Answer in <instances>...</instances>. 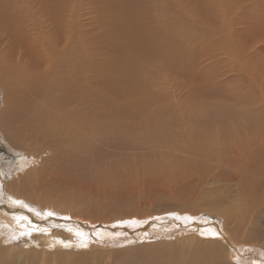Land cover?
I'll return each instance as SVG.
<instances>
[{
  "label": "bare ground",
  "instance_id": "bare-ground-1",
  "mask_svg": "<svg viewBox=\"0 0 264 264\" xmlns=\"http://www.w3.org/2000/svg\"><path fill=\"white\" fill-rule=\"evenodd\" d=\"M35 2L39 4L42 11H45L46 7V12L52 16L57 18L70 16L71 19L66 20L69 21V24L66 23L68 27L66 34L63 33L64 29L60 25L59 37L62 40L50 46L54 49L45 47V53H43V49L26 45L24 52L21 49L23 54H20L22 58L26 57L24 62L1 63L0 61L2 95L0 137L18 156L16 161H4L0 165V190L6 172L10 178L6 183V193L0 191V246L3 243L25 246L28 253H25L23 264L42 262L43 259L40 256H44L45 249H53L54 253L64 252L67 249H81L82 251L88 249V252H82L80 255L96 256L101 252L98 250L101 244L107 245L108 242L111 243V240H116L111 239L110 236L118 235L119 233L114 232L120 228L121 234L125 232L135 236L120 238L123 241L115 243V246L128 245L133 241L151 242L148 246L143 243L120 249V253L127 252L125 255L127 260L120 264H143L141 262L143 257L147 264H173L174 261H177V264H187L192 261L208 264H264V234L260 235L261 230H256L254 227L259 225H253L254 220H264V115L255 113L253 116L250 109L234 110L223 107L210 114L209 118L204 117L195 124L198 137L202 134L203 126L207 127V132L204 138L199 140L198 145L201 147L200 150L205 151L204 157H208L211 163L181 158L159 159L161 163L157 166L164 167L165 164L175 166L176 169L181 168L178 172L181 176L189 174L192 178L201 177L203 183L210 182L211 186L207 192L202 190V194L201 192L199 194L202 196L201 201L213 195L211 196L213 202L208 205L197 206L194 202L191 207L189 201H186V207L175 209L169 206L168 209L155 215L153 212H147L153 215L149 217L146 215L147 217L143 219L133 216L145 215L142 211L138 213L132 210L110 222L98 217L99 219L93 220L99 222L96 224L84 221L81 214L76 213L71 216L64 210V204L62 206L50 205L42 199L41 202L32 201L34 197H31L28 192L31 190L41 192L43 186L39 181L43 178L52 183L60 182L61 184H64V180L89 183L88 168L92 163L91 158L95 164H101L104 181L112 183L121 181L124 185L122 180L126 173L115 171L116 166L105 163V160L102 162L103 154L97 148L96 142L108 137H110L108 142H111L113 146L117 144L122 146L129 142L134 136L128 134L125 116L127 94L130 92L129 83L132 81L137 84L144 83L142 75L145 71L141 70V66L150 60L154 53L161 55L177 53L179 50L177 42L169 46L165 38L150 34L155 29L146 26L135 28L137 24L135 23L132 34L124 37L125 43L130 42L132 52L124 51L125 54L118 64L96 62L92 60L94 58L90 54L85 57L86 54L83 55L78 47L69 46L72 40L69 31L74 28L72 25L74 16L67 12L70 11V6L73 8L74 4L78 3L73 0H49L45 5L44 0L41 3L39 0H0V28L8 31L24 28L34 32L41 31L36 20L30 24L31 27L25 26L29 17L25 12H21L23 7H29ZM117 3L116 0L111 1L110 7L114 8ZM200 10L203 15L207 16L200 19L205 25L204 21L210 17L203 8ZM258 16L254 14V19ZM258 22L264 24V17L259 18ZM2 26H6L7 29ZM156 32L159 31L156 30ZM204 33L207 34L206 31ZM73 36L72 38L75 39ZM212 36L216 44L224 41L220 31L213 32ZM156 39L158 42L153 47L151 41L154 42ZM137 40L151 47L138 48L132 45V41ZM75 41H78V38ZM61 42L65 45L60 44L59 46L58 43ZM218 46L219 49H225L227 45L221 43ZM185 58V63L180 65V68L184 66L183 70L190 63L187 54ZM152 65L164 70L162 64ZM191 65L195 68L196 61ZM40 68L42 69L39 70ZM233 90L238 92L237 88ZM246 116H249L248 120ZM152 117L154 119L150 118L149 121L139 118L138 125L142 127L139 131L141 137H145L148 129L168 127L167 120L157 119L156 114ZM244 121L246 124L241 123ZM39 135H46L50 140L51 157L48 159L49 163H43V166L48 167L44 171L45 176L39 169L42 165L35 164L38 155L35 156L22 143L23 139L34 140ZM185 142L181 141L179 145ZM229 152L234 153L236 159L233 160ZM26 156H31L33 159H25ZM196 156L203 158L201 153H196ZM151 162H143V170L152 171L155 163ZM222 179L232 183L233 195L227 196L221 188L216 186L222 182L220 181ZM69 185L73 183L69 182ZM80 187L85 186L81 184ZM125 187L127 186L111 185L103 190L104 193L111 189L114 193L121 190L118 193L121 194ZM76 194L80 196L76 197L77 204L86 205L82 197L83 191L78 190ZM48 195L47 192L46 196ZM16 201L23 203L17 204ZM24 204L28 207H24ZM172 219L185 224L184 228L188 225L197 228L189 233H175L174 230L171 233L166 232L164 228L162 231V227ZM104 221L108 223H102ZM157 226L159 227L157 231L151 229ZM245 226L247 229L242 243L247 240L255 242L241 248L242 244L239 243L238 236ZM198 227L201 228L198 230ZM171 235L175 239L163 249L161 240ZM20 237L23 239H19ZM182 240L186 243L179 250H174L172 246ZM152 241L157 242L152 243ZM191 243L192 245L202 243V245L192 248ZM218 249L217 253H210ZM133 251L138 255L133 257ZM109 252L114 253V251ZM5 253L8 252H5L4 248L3 251L0 250V264H2ZM17 254L24 255L20 250ZM150 255L158 256L150 257ZM170 255L174 257L168 260L167 257ZM113 257L116 258L115 255Z\"/></svg>",
  "mask_w": 264,
  "mask_h": 264
},
{
  "label": "rangeland",
  "instance_id": "rangeland-1",
  "mask_svg": "<svg viewBox=\"0 0 264 264\" xmlns=\"http://www.w3.org/2000/svg\"><path fill=\"white\" fill-rule=\"evenodd\" d=\"M41 1L39 0V3ZM48 1L44 0V5ZM73 1L78 2V5L74 4L73 8L70 6V11L67 12L74 16L72 20L74 28L69 31V36L72 39L69 46L78 47L83 55L86 54L85 57L90 54L93 55L94 59L92 60L96 62L118 64L125 54L124 51L132 52L130 42L125 43L124 37L132 34L135 23H137L135 28L146 26L155 29L150 34L165 38L169 42V46L177 42L179 50L177 53L161 55L154 53L150 60L141 66V70L145 71L142 75L144 83L137 84L134 81L129 83L130 92L127 94L125 116L128 134L134 135L129 142L122 146L118 144L113 146L111 142H108L110 137L99 142L95 141L97 148L103 154L102 162L105 160V163L116 166L114 167L115 171L126 173L127 176L124 174L122 180L124 185L121 184V181L116 183L104 181L102 178L103 171L100 168L101 164H95L91 158L92 163L88 168L89 183L64 180V184H61L60 182L52 183V181L43 178L39 181L40 185L43 186L41 191L44 192L43 194L33 190L28 192L31 197H34L32 201L39 200L41 202L42 199L50 205L62 206L64 204V210L71 216L76 215V213L81 214L84 221L96 224L99 222L93 220L99 219L98 217L110 222L132 210L138 213L142 211L145 215L133 216L143 219L162 212L169 206L175 209L186 207V201H189L191 207L194 202L197 206H204L213 202L211 197L213 195L208 196L204 201L200 200L202 196L199 195L200 192L202 194V190L207 192L211 186L210 182L208 184L203 183L201 177L192 178L189 174L181 176L178 173L181 168L176 169L175 166L168 164L163 167L157 166V164L161 163L159 159L169 158L211 163L212 161L208 157H204L205 151L200 150L201 147L198 145L199 140L204 138L207 127L203 126L202 134L198 137L195 124L204 117L209 118L210 114L223 107L234 110L250 109L253 116L255 113L264 115V40H262L264 39V24L258 22L259 18L264 17V0H116L118 3L114 8L110 7V2L113 0ZM30 7L34 8L31 9ZM200 8H203L210 17L204 21L205 25L200 19L207 16L203 15ZM21 12H25L29 17L25 26L31 27L30 24L36 20L35 22L42 30L34 32L24 28L23 30L8 31L0 28L1 63L24 62L26 57L22 58L20 54H23L26 45L43 49V53H45V47L53 48L50 46L62 40L59 37L60 25L64 29V34L68 32L66 23L69 24V21L66 20H70V16L63 18L52 16L46 12V7L45 11H42L36 2L29 7H23ZM254 14L259 16L254 19ZM2 27L7 29L6 26ZM217 31L221 32L225 42L220 41L216 44L213 41L212 34ZM72 36L75 39L78 38V41H75ZM14 39L16 40L14 41ZM157 42L158 39L154 42L151 41V45L154 47ZM221 43H226L225 49H219L218 45ZM60 44L65 45L62 42L58 43L59 46H61ZM132 45L138 48L151 47L139 40L132 41ZM185 54L188 55L190 63L183 70L184 66L180 68V65L185 63ZM195 61L196 67L193 68L191 64ZM154 63L164 65V70L154 67L152 65ZM236 88L238 92L233 90ZM1 98L0 91V105ZM153 114H156V118L159 120H167L168 127L148 129L145 137H141L139 131L142 127L138 125L139 118L149 121L150 118L151 120L154 119ZM248 119L249 116H246V120ZM241 123L246 124V121ZM208 127L210 128V126ZM181 141L186 142L179 145ZM49 142V137L46 135H39L34 140L23 139L22 141L24 146H27L35 156L38 155L35 164L42 165L39 169H41L43 176H45L44 171L48 169V167L43 166V163H49L48 159L51 157ZM196 153H201L203 158L196 156ZM229 153L233 160L236 159L234 153ZM17 158L18 156L12 152L8 143L0 137V165L4 161H16ZM26 158L33 159L31 156H26ZM197 158L198 160H196ZM146 161L155 163L152 171L143 170L144 164L142 163ZM64 164L68 165L67 163ZM9 179V174L6 172L1 182V192H5L6 183ZM220 181L222 182L216 186L221 188L227 196L233 195L234 186L232 183L225 179ZM69 182H72L73 185L70 186ZM81 184L87 189L80 187ZM111 185L127 187L123 188L124 191L121 194H118L121 190L114 193L111 189L107 195L103 189ZM78 190L83 191L82 197L86 205L77 204L76 197H80L76 194ZM47 192L48 196H46ZM20 208L22 207L20 206ZM147 212H153V214L149 215ZM72 218L74 219V217ZM106 221L102 223H108ZM172 221L163 226L162 231L164 228L166 232H173L174 230L175 233H189L194 232L197 228L191 227V225L184 228L185 224L180 223L179 220L172 219ZM253 225H259L254 227L256 230H261L260 235L264 234V220H254ZM158 228L157 226L151 229L157 231ZM200 228L198 227V230ZM246 229V226L243 227L242 233L238 236L239 243L243 245L240 246L241 248L255 242L247 240L242 243ZM120 231V228H117L114 233L119 234L110 236L111 239H116L115 241L111 240V243L108 242L107 245H100L98 250L101 252L99 251L100 253L96 256L91 254L90 256L80 255L82 252H88V249L83 251L81 249H67L64 252L56 250L57 253H54L55 250L53 249H45L44 256H40L43 261L36 264H120L127 260L125 256L127 252L120 253V249L143 243L148 246L151 243L133 241L129 242L128 245L115 246V243L123 241L120 238L135 236L133 233V235L126 234L123 231L121 234ZM173 237V235L164 237L161 240L163 241L161 247L164 249L175 239ZM19 239L23 238L20 237ZM155 242L157 241H152V243ZM184 243L186 242L183 240L177 242L172 248L179 250ZM196 245L201 246L202 243L193 244L191 247L194 248ZM24 247L3 243L0 250L3 251L4 248L5 252L8 253L4 254L2 264H20L19 262L23 264L22 260L26 257L25 253H28ZM18 250L24 255H18ZM109 251H114V253L110 254ZM218 251L219 249L210 253H217ZM132 253H134L133 257L138 255L134 251ZM114 255L116 258L113 257ZM157 256L150 255V257ZM133 257L130 256V258ZM173 257L174 255H170L167 259H173ZM141 262L147 264L144 257ZM173 264H177V261H174ZM187 264L208 263L192 261Z\"/></svg>",
  "mask_w": 264,
  "mask_h": 264
},
{
  "label": "snow or ice",
  "instance_id": "snow-or-ice-1",
  "mask_svg": "<svg viewBox=\"0 0 264 264\" xmlns=\"http://www.w3.org/2000/svg\"><path fill=\"white\" fill-rule=\"evenodd\" d=\"M17 204H22L23 202L21 201H16ZM24 207H28L26 204L23 205ZM48 215H52V213H48Z\"/></svg>",
  "mask_w": 264,
  "mask_h": 264
}]
</instances>
